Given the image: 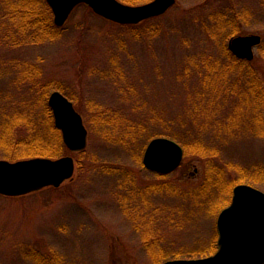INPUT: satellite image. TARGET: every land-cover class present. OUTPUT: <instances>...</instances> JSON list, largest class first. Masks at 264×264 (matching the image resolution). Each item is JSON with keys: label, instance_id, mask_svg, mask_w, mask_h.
Masks as SVG:
<instances>
[{"label": "rangeland", "instance_id": "obj_1", "mask_svg": "<svg viewBox=\"0 0 264 264\" xmlns=\"http://www.w3.org/2000/svg\"><path fill=\"white\" fill-rule=\"evenodd\" d=\"M15 1L0 0V105L12 111L29 97L31 83L20 78L30 76L47 84L42 88L47 103L55 90L73 102L88 135L84 150L67 148L61 155L73 157L75 170L60 186L20 196L0 194V264H162L205 257L173 255L206 246L217 235L219 212L197 214L183 197L145 186L168 181L196 187L208 167L220 166L234 182L230 201L240 183L264 191V182L253 181L264 163V120L257 124L260 134L221 128L232 116V94L224 102L215 97L209 116L200 111L207 101L193 105L204 90L203 77L212 84L232 62L223 87L236 82L244 88L245 80L259 78L256 94L262 99L256 102H262L264 118V0H175L164 14L137 26L112 22L80 4L54 38L11 44L5 39L15 35L9 32L7 3ZM237 29L241 35L261 36L251 60L238 59L227 48L230 32ZM106 118L116 122L105 124ZM140 127L144 130L136 134ZM166 127L179 137L164 135ZM123 137L131 138L126 145ZM155 137L173 139L182 149L184 141L197 138L210 159L199 151L184 156L183 149L179 166L161 175L142 162ZM0 159L16 161L2 150ZM242 168L251 172L242 177ZM159 250L168 256L155 262L151 254Z\"/></svg>", "mask_w": 264, "mask_h": 264}, {"label": "water", "instance_id": "obj_2", "mask_svg": "<svg viewBox=\"0 0 264 264\" xmlns=\"http://www.w3.org/2000/svg\"><path fill=\"white\" fill-rule=\"evenodd\" d=\"M53 22L61 27L73 9L86 4L95 14L119 24H137L164 14L175 0H150L143 4H125L119 0H46ZM261 36H233L228 49L238 58L251 60L253 46ZM55 126L70 151H82L87 145L88 131L73 102L60 91L48 97ZM183 149L168 137L151 139L142 157L147 169L168 173L179 166ZM75 170L71 155L57 158L31 157L16 161L0 159V194L20 196L47 186L58 187L71 178ZM217 249L208 256L191 259H171L162 264H264V191L250 184L233 187L230 203L216 218Z\"/></svg>", "mask_w": 264, "mask_h": 264}, {"label": "trees", "instance_id": "obj_3", "mask_svg": "<svg viewBox=\"0 0 264 264\" xmlns=\"http://www.w3.org/2000/svg\"><path fill=\"white\" fill-rule=\"evenodd\" d=\"M121 1L137 3L138 1L147 0ZM7 5L10 7L8 15L11 20V30L9 32L15 35H8L5 39H9L8 41L11 44H15V42L43 41L45 39H52L59 34L61 28L54 25L52 12L45 0H16L15 3L8 2ZM141 23H144V21ZM218 24L219 23L215 24L213 27L214 33L219 31L217 30ZM230 24L232 29H234L235 26L233 22H230ZM240 32L241 30L238 29L233 30L230 32L229 36L238 35ZM212 36H214L213 33L211 37ZM224 67H226L225 70H221L218 75L215 74V81H213L212 84H210L211 82L207 83L210 80L209 76L206 75L203 77L205 80V84L202 83L204 90L200 93V100L198 101L196 99V101L193 102L194 107H200V105L207 101L205 106L200 107V111L209 116V113L211 114L209 106L210 103L214 101L215 97L224 102L225 99H227V95L232 94L235 97L233 107L230 109V111H232V116L226 123L223 125L221 124L220 127L227 130L235 127L239 129L240 127L243 129L242 131H248L251 134H253V132L260 134L262 131L261 128L257 127V124H260L264 120L261 116L263 112L260 111L262 102L259 104L256 102L262 99L256 94L261 84L260 79L258 78V81V79L250 77V80H245L244 88H240V83L236 82H234V85L228 83L223 87V80L226 76L225 72L233 69L234 63L230 62ZM249 76H253V74L249 72ZM21 80H27L28 83H31L29 97H26V99L22 98L19 104L12 108V111H7L0 105V150L3 151L6 158L11 160L37 156L58 157L67 153L69 150L63 143L60 130L54 124L52 112L47 103L46 97L48 92L42 89L45 88L47 84L39 85V81L32 80L30 76H23V78H20V81ZM237 80H239V78H237ZM40 93L43 95L42 100L39 96ZM188 96L189 98H193V96L195 98V94H190ZM248 110L249 112H247ZM113 121L112 118H106L104 122L105 124H111ZM115 122L116 120L114 123ZM143 130L144 128L140 127L136 129L135 132H137L136 134H141ZM188 132H191V130L188 129ZM164 135L173 138L179 137L177 133L171 132L169 127H166V133H164ZM136 138L137 137H134L132 139V143L136 142ZM130 139H125L123 137V139H120L121 144L126 145L129 143ZM183 143L184 156L188 152L199 151L203 159H206V161L210 159V157H207L208 150L200 145L199 139L195 138L191 142L184 141ZM239 171L241 173L244 171H246V173L251 172L247 170V168L239 169ZM256 172L259 176L253 181L264 182V163L260 167H257ZM225 176L226 173L222 167L210 166L207 168L205 177L196 187L183 188L179 184H174L173 186L172 183L170 184L168 181H161L149 183L145 188L147 191H164L163 193L174 197H183L181 198L182 200L191 203H189L190 207L194 205L193 209L195 208L194 211H196L197 214H200L201 210L213 214L215 212L218 213L221 208L230 201L231 189L234 182L226 179ZM243 176H245V173H242V177ZM204 208H206V210H203ZM179 211L180 210L177 209V212ZM216 241L217 235L214 233L213 237L206 241V246L200 243L199 247L195 249H185L180 253L176 252L173 256L185 255V257H195L209 255L216 250ZM162 251L163 250H159L151 254L155 262L159 261L160 258L168 256Z\"/></svg>", "mask_w": 264, "mask_h": 264}]
</instances>
